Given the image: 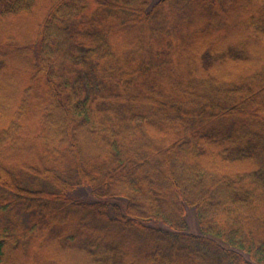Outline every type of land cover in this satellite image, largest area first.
<instances>
[{
	"label": "trees",
	"instance_id": "obj_1",
	"mask_svg": "<svg viewBox=\"0 0 264 264\" xmlns=\"http://www.w3.org/2000/svg\"><path fill=\"white\" fill-rule=\"evenodd\" d=\"M0 86V264H264V0H0Z\"/></svg>",
	"mask_w": 264,
	"mask_h": 264
},
{
	"label": "rangeland",
	"instance_id": "obj_2",
	"mask_svg": "<svg viewBox=\"0 0 264 264\" xmlns=\"http://www.w3.org/2000/svg\"><path fill=\"white\" fill-rule=\"evenodd\" d=\"M10 95L11 94L4 91L3 88H0V105L5 101H8V102L12 101L13 99H12V96H10ZM6 115H7V113H6ZM32 127L34 128V126H32ZM27 157L31 159L30 156H27ZM73 196L76 198L84 199V200L93 199L88 191H79V192H77V194H74ZM187 222H188V226H189V231L192 234H198L196 213L193 210L189 211V213L187 215Z\"/></svg>",
	"mask_w": 264,
	"mask_h": 264
}]
</instances>
